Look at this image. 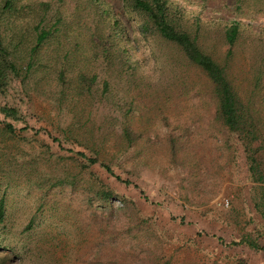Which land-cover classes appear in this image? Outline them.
Returning <instances> with one entry per match:
<instances>
[{
  "label": "trees",
  "instance_id": "1",
  "mask_svg": "<svg viewBox=\"0 0 264 264\" xmlns=\"http://www.w3.org/2000/svg\"><path fill=\"white\" fill-rule=\"evenodd\" d=\"M60 1L62 7L58 5L53 17L48 18L45 12L49 4L45 2H41L45 10H39L35 6L37 2L0 1V18L5 15L8 24L4 26L10 32L8 43L17 41L14 45L17 48L20 43L28 42L21 54L26 60L22 67L16 64L17 59L5 45L8 38L0 32V78H12L23 91V78L30 71L39 65L46 66L45 63L52 67L57 88L46 97L59 121L55 126L59 134H53L54 126L48 127V122L42 119L37 118L36 126L30 125L21 104L0 102V133L4 139L12 141L17 136L25 143L41 142L42 135L66 153L59 155L57 162L65 159L78 162L82 167L97 163L106 173L128 185L131 182L114 174L108 162L118 152L131 150L134 156L146 159L160 148L166 150L170 161L183 162L189 154L191 133L188 127L171 125L169 120L180 112L187 100L196 99V106L199 105L202 112L199 116L206 115L209 126L225 130L236 138L245 154L247 175L255 182L264 183V167L257 159L264 150L263 30L253 33L254 38L247 40L250 25L229 20L213 34L202 30L197 17L184 18L180 6L169 0H120L124 11L135 18L138 34L150 44L153 63L157 66V75H152L145 71L141 58L135 55V45L124 23L107 1L71 0L72 14L83 8L82 3L90 4L87 17L92 23L89 26L87 22L77 21L75 28L61 24V14L68 8L65 0ZM217 42L225 46L221 54L214 52ZM137 96L145 100L137 101ZM104 105L115 113L107 112ZM156 115L168 129L162 138L153 129ZM159 141L162 142L156 145ZM50 143L45 144L50 146ZM37 157L41 158L38 154L35 159ZM11 179V174L0 166V251L4 252L0 254V264H57L61 260L54 256L58 249V243L51 237L54 229L36 218L46 195L41 196L36 213L20 233L9 227L4 192ZM87 193L100 202L101 209L109 210L101 221L109 233H116L109 231L114 213L108 199L114 197L113 192L94 188L91 183ZM139 193L147 202L142 189ZM116 200L120 202L116 210L127 207L123 196ZM91 216L92 221L97 220L95 213ZM128 219L125 233L131 232L133 220ZM178 223H184V216H179ZM41 225L46 239L39 234L30 236L28 230ZM80 225L77 222V227ZM198 233L200 236L201 232ZM210 236L223 243L222 238ZM108 237L90 252L88 263L131 264L118 242H111L112 237ZM239 244L253 250L262 249L248 238L229 242L233 246ZM71 247L66 252L69 262L84 259L83 254L75 251V244ZM8 259L13 261L9 263Z\"/></svg>",
  "mask_w": 264,
  "mask_h": 264
},
{
  "label": "rangeland",
  "instance_id": "2",
  "mask_svg": "<svg viewBox=\"0 0 264 264\" xmlns=\"http://www.w3.org/2000/svg\"><path fill=\"white\" fill-rule=\"evenodd\" d=\"M105 1L124 23L135 45V55L141 58L145 71L157 75L154 54L150 44L138 34L135 18L124 11L120 0ZM169 1L180 6L184 18L197 17L202 30L213 34L229 20H240L250 25L247 30L251 33L247 40L253 39V33L257 34L260 30L264 35V0ZM22 2H37L35 6L39 10H45L41 2L49 4L46 18L53 17L57 6H61L60 0ZM71 2L65 0L68 9L61 14V24H70L75 28L74 24L80 21L90 26L91 21L87 17L90 4L86 6L82 3L83 8L72 14ZM5 20V15L1 16L0 32L8 38L10 32L4 26L8 24ZM9 39L5 45L17 59L16 64L25 66L26 60L21 58V54L28 42L24 41L16 48L17 41L9 44ZM224 48L222 42H217L214 52L221 54ZM45 65H39L23 78V91L17 88L12 78H0V85H3L0 102L21 104L30 125L36 126L39 118L47 121L48 127L54 126L53 134H59L55 127L59 121L46 97L55 93L57 88L55 74L52 67ZM96 68H99L98 65ZM12 87L18 91L17 94ZM136 100L145 99L137 96ZM104 107L107 112L115 113L108 106ZM101 109L102 105L97 111ZM176 113L169 122L189 128V154L183 162L174 163L169 160L166 150L161 148L150 153L146 159L134 156L131 150L116 153L108 163L114 174L131 182L128 185L106 173L97 163L82 167L70 160L57 162L58 156L66 153L42 135L41 142L25 143L17 136L12 141L4 139L0 133V166L12 178L4 192L9 227L13 232L20 233L36 213L41 196L46 195L36 218L43 221L44 226L54 229L51 237L54 243H58L54 256L61 260L57 264H89L87 256L99 246L98 242L107 241L108 236L112 237L111 242H118L131 264H264V183L255 182L247 175L245 154L236 138L225 130L209 126L206 115L203 118L199 116L202 112L199 105L196 106V99L187 100ZM161 122L157 115L153 118V129L160 138L168 131ZM45 143H50V146ZM37 154L41 158L35 159ZM258 156L261 167H264L263 149ZM70 181L73 183L70 184ZM91 183L94 188L102 187L113 192L114 197L108 199L114 213L109 231L116 233H109L104 227L101 220L109 210L101 209L100 202L87 193ZM139 189L147 196V202ZM121 196L127 200V207L120 211L115 207L120 205L116 198ZM93 213L96 221L91 220ZM179 216H184V223H178ZM128 218L133 220L131 232L125 233L129 226ZM77 222L81 223L80 227H77ZM42 229L41 225L28 232L32 237L39 234L40 238L46 239V232ZM198 232H201L200 236ZM210 235L222 238L223 243ZM240 238L254 240L262 249L253 250L244 244L229 245L230 241ZM72 244L84 259L69 262L66 256ZM0 254L4 252L0 251ZM12 261L8 259L9 263Z\"/></svg>",
  "mask_w": 264,
  "mask_h": 264
}]
</instances>
